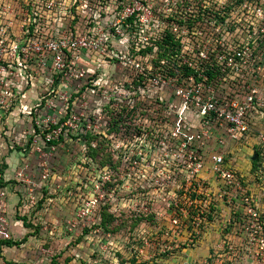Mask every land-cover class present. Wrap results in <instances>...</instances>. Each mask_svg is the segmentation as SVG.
I'll return each mask as SVG.
<instances>
[{"label":"built area","instance_id":"obj_1","mask_svg":"<svg viewBox=\"0 0 264 264\" xmlns=\"http://www.w3.org/2000/svg\"><path fill=\"white\" fill-rule=\"evenodd\" d=\"M0 1L15 3L0 10V159L17 152L22 156L15 183L26 185L28 195L37 186L24 160L27 147L28 154L36 153L40 160V181L49 177L44 158L70 136L79 119L73 110L79 93L76 80L85 77L86 90L98 89L101 78L94 71L77 69L79 57L93 64L96 58L90 57L96 54L101 66L109 65L107 57L112 56L122 62L113 46L139 53L155 48L167 31L170 42L180 43L184 50L176 61L185 71L154 79L171 89L175 112L174 122L167 124L169 139L160 143L172 140L174 157L184 160L185 178L212 179L210 187H183L184 204L175 200L169 206L193 213L197 225L204 223L202 232L210 224L211 206L217 210L222 201L231 210L227 222L236 230L233 239L216 244L199 264H234L246 257L251 264H264V208L247 176L226 156L229 146H250L264 181V53L250 50L252 44L257 50L264 48V0H164L168 9H175L161 19L154 16L148 0H116L115 6L113 0ZM176 1L181 8H176ZM125 60L143 73L136 59ZM55 109H65L64 115L59 118ZM208 146L212 149L205 152ZM109 176L105 171L97 182L102 178L105 185ZM14 189V184L0 186L3 240L11 238L7 197ZM98 200L94 197L78 215H91ZM30 202L35 203L33 196ZM164 247L163 251L170 249Z\"/></svg>","mask_w":264,"mask_h":264},{"label":"rangeland","instance_id":"obj_2","mask_svg":"<svg viewBox=\"0 0 264 264\" xmlns=\"http://www.w3.org/2000/svg\"><path fill=\"white\" fill-rule=\"evenodd\" d=\"M148 1L154 6V16L160 19L175 9H168L164 0ZM11 4L15 3L0 1V10L10 9ZM116 4V0L111 2L112 6ZM174 4L181 8L179 1ZM113 47L123 57L122 62L112 56L107 57L109 65L101 66L97 60L101 57L96 54L90 57L96 58L93 64L83 55L76 62L77 69L94 71L101 79L94 91L84 87L85 77L74 83L79 93L76 92L73 110L79 119L70 136L44 158L50 172L46 180L40 181V160L36 153L29 155L27 147L23 159L29 176L38 183L31 195L27 186L21 184L7 197L12 198L6 226L11 238H0V264H199L205 259L186 254L196 250L189 238L199 240L204 223L197 225L193 213L187 215L180 210L183 206L176 209L169 205L175 200L184 204L183 187H210L212 179L204 182L197 175L185 178L184 160L174 157L172 140L160 143L169 139L165 134L174 122L175 112L171 89L154 79L164 78L165 73L184 72L176 61L184 50L180 43L167 49L156 44L155 48L139 53L118 44ZM263 49L257 50L253 44L250 47L256 55L264 53ZM126 58L136 59L143 73L131 68ZM64 110L55 109L59 118ZM249 147L229 146L226 156L243 174L253 175L252 184L258 190L260 167L250 160ZM205 149L206 152L212 148ZM105 171L110 175L109 182L102 185V178L97 181ZM100 195L104 196L99 198ZM31 196L34 204L30 202ZM94 197L99 200L97 207L90 209L92 214L79 216V211ZM217 204L224 205L222 201ZM208 213V219L205 217L210 224H206L205 232L213 224L219 229L213 237L218 240L205 238L211 253L216 244L233 239L229 235H235L236 230L227 222L231 214L227 207L215 210L211 206ZM173 218L178 221L176 224ZM164 245L170 249L163 251Z\"/></svg>","mask_w":264,"mask_h":264},{"label":"crops","instance_id":"obj_3","mask_svg":"<svg viewBox=\"0 0 264 264\" xmlns=\"http://www.w3.org/2000/svg\"><path fill=\"white\" fill-rule=\"evenodd\" d=\"M4 153H6V152H4ZM17 155H18L17 156L18 158L22 157L19 154H17ZM18 158H16V153H13L9 157H8V155L5 156V154H4V156L2 157V159H0V186L2 185L4 187L5 186L7 187V186H9V184H14L17 187V185H21L19 183H15V181H13L15 179V171L19 167V165H18L19 164ZM248 168L251 169V165H249ZM255 176L257 177V175H255ZM260 177H261V179H260ZM252 178H253V175L252 174H250V175L247 176V179H248V181L250 183L251 189L254 188L253 189V192L257 196L259 205L262 208H264V196H263L264 195V192H263L264 191V186L262 188V185H264L263 177H262L261 173H259L260 187L258 188V190H255V189H257L255 187V183L252 184ZM262 189H263V191H262ZM10 193H12V195L14 194V192L11 191V192H9V196H11ZM8 200H9V204H10L12 202V198L9 197ZM9 208H10V205H9ZM9 208H8V210H9ZM218 208H220V209L221 208L226 209V207L224 205H222V206L219 205ZM213 226L215 227L214 229H213ZM215 230H218V232H219L218 227H216L213 224L208 232H205L206 230L204 232H202V235L200 236V239L199 240H196V244H193V246H195V245L197 246L196 247V250H194V251L193 250L192 251L188 250L187 253H186L187 256H197L196 259H199L201 256H203L204 258L208 257L209 254H210L209 251L211 249V246L210 247L209 246L206 247V245H205V238L208 237L209 240H215V239L218 240V238H213V237L216 236V231ZM231 236L232 235H229V237H231ZM197 244H199V245H197ZM193 254H195V255H193ZM251 262H252L251 258L246 257V258H243L242 260H240L238 262L235 261L234 264H251Z\"/></svg>","mask_w":264,"mask_h":264},{"label":"trees","instance_id":"obj_4","mask_svg":"<svg viewBox=\"0 0 264 264\" xmlns=\"http://www.w3.org/2000/svg\"><path fill=\"white\" fill-rule=\"evenodd\" d=\"M170 41H171V35L167 31H165V33L162 35L161 42H157V44L159 45V47L163 45L167 49L169 45L174 46V44L171 43ZM151 48H152L151 46H148L146 49L142 51H147L150 50Z\"/></svg>","mask_w":264,"mask_h":264},{"label":"water","instance_id":"obj_5","mask_svg":"<svg viewBox=\"0 0 264 264\" xmlns=\"http://www.w3.org/2000/svg\"><path fill=\"white\" fill-rule=\"evenodd\" d=\"M256 159V155L250 156V160L254 161Z\"/></svg>","mask_w":264,"mask_h":264}]
</instances>
